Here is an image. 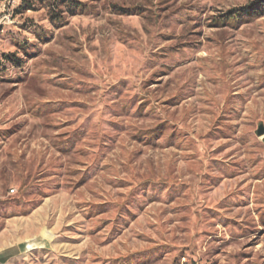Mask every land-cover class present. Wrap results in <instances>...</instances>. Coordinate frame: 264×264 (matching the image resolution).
Instances as JSON below:
<instances>
[{"label": "rangeland", "instance_id": "rangeland-1", "mask_svg": "<svg viewBox=\"0 0 264 264\" xmlns=\"http://www.w3.org/2000/svg\"><path fill=\"white\" fill-rule=\"evenodd\" d=\"M4 14L0 264H264L262 0Z\"/></svg>", "mask_w": 264, "mask_h": 264}, {"label": "built area", "instance_id": "built-area-1", "mask_svg": "<svg viewBox=\"0 0 264 264\" xmlns=\"http://www.w3.org/2000/svg\"><path fill=\"white\" fill-rule=\"evenodd\" d=\"M7 3H10V0H5ZM5 5V4H4ZM5 7V6H4ZM4 19L8 20L9 19V14H4L1 18H0V31L2 30V25L6 23V21H4ZM15 190L12 188L10 189V193H13Z\"/></svg>", "mask_w": 264, "mask_h": 264}, {"label": "water", "instance_id": "water-1", "mask_svg": "<svg viewBox=\"0 0 264 264\" xmlns=\"http://www.w3.org/2000/svg\"><path fill=\"white\" fill-rule=\"evenodd\" d=\"M264 134V127L262 125H259L258 129H257V135L261 136Z\"/></svg>", "mask_w": 264, "mask_h": 264}, {"label": "trees", "instance_id": "trees-1", "mask_svg": "<svg viewBox=\"0 0 264 264\" xmlns=\"http://www.w3.org/2000/svg\"><path fill=\"white\" fill-rule=\"evenodd\" d=\"M262 3H264V0H262ZM245 9L244 10H250L251 7L250 6H247V7H244ZM231 16L229 17V19L235 17V15H238V14H230Z\"/></svg>", "mask_w": 264, "mask_h": 264}]
</instances>
